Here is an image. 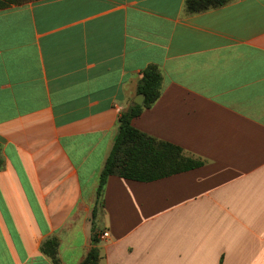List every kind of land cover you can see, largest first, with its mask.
Here are the masks:
<instances>
[{
    "label": "crops",
    "instance_id": "0c3cea01",
    "mask_svg": "<svg viewBox=\"0 0 264 264\" xmlns=\"http://www.w3.org/2000/svg\"><path fill=\"white\" fill-rule=\"evenodd\" d=\"M33 0L0 9V264H264V0ZM132 126L203 165L152 182L98 179ZM108 238L100 239L103 233Z\"/></svg>",
    "mask_w": 264,
    "mask_h": 264
},
{
    "label": "trees",
    "instance_id": "16d2710c",
    "mask_svg": "<svg viewBox=\"0 0 264 264\" xmlns=\"http://www.w3.org/2000/svg\"><path fill=\"white\" fill-rule=\"evenodd\" d=\"M33 0H0V9L12 4H23ZM231 0H185L184 12L188 15L202 13L226 5ZM162 75L154 65L147 66L141 73L137 93L144 96L141 106L133 104L118 119L117 133L111 151L105 161L98 179L93 217L103 205V190L108 177L116 176L136 182H152L172 175L194 170L203 161L185 153L180 147L156 139L137 129L131 122L144 109L150 108L160 97ZM3 164L0 146V168ZM92 248L80 264H99L100 254L95 247L96 229L92 228ZM52 264H61L58 259V240L49 238L40 247Z\"/></svg>",
    "mask_w": 264,
    "mask_h": 264
},
{
    "label": "water",
    "instance_id": "95a60500",
    "mask_svg": "<svg viewBox=\"0 0 264 264\" xmlns=\"http://www.w3.org/2000/svg\"><path fill=\"white\" fill-rule=\"evenodd\" d=\"M143 101H144V96L141 95V94H138V95L136 96V98L134 99V103H135L136 105H139V106H141V105L143 104Z\"/></svg>",
    "mask_w": 264,
    "mask_h": 264
},
{
    "label": "built area",
    "instance_id": "2783aa9c",
    "mask_svg": "<svg viewBox=\"0 0 264 264\" xmlns=\"http://www.w3.org/2000/svg\"><path fill=\"white\" fill-rule=\"evenodd\" d=\"M100 239H106L108 238V233L107 232H103L100 236H99Z\"/></svg>",
    "mask_w": 264,
    "mask_h": 264
}]
</instances>
